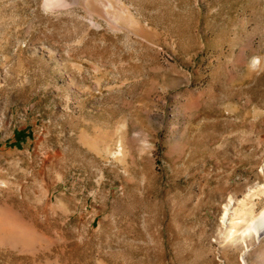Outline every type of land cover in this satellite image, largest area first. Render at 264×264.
<instances>
[{"label": "rangeland", "instance_id": "374dc122", "mask_svg": "<svg viewBox=\"0 0 264 264\" xmlns=\"http://www.w3.org/2000/svg\"><path fill=\"white\" fill-rule=\"evenodd\" d=\"M263 215L264 0H0V264H264Z\"/></svg>", "mask_w": 264, "mask_h": 264}, {"label": "bare ground", "instance_id": "6f19581e", "mask_svg": "<svg viewBox=\"0 0 264 264\" xmlns=\"http://www.w3.org/2000/svg\"><path fill=\"white\" fill-rule=\"evenodd\" d=\"M250 229H252V232L257 236H262V234H264V215L258 220L254 221L251 224Z\"/></svg>", "mask_w": 264, "mask_h": 264}, {"label": "clouds", "instance_id": "9594fccd", "mask_svg": "<svg viewBox=\"0 0 264 264\" xmlns=\"http://www.w3.org/2000/svg\"><path fill=\"white\" fill-rule=\"evenodd\" d=\"M45 10H46V9H45ZM257 64H258V61H257V60H253V62H252V66L255 67Z\"/></svg>", "mask_w": 264, "mask_h": 264}]
</instances>
